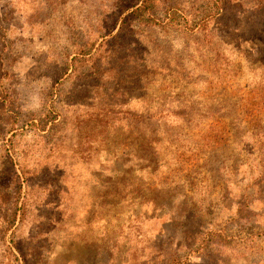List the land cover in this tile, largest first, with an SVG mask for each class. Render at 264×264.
I'll list each match as a JSON object with an SVG mask.
<instances>
[{
  "label": "rangeland",
  "instance_id": "obj_1",
  "mask_svg": "<svg viewBox=\"0 0 264 264\" xmlns=\"http://www.w3.org/2000/svg\"><path fill=\"white\" fill-rule=\"evenodd\" d=\"M0 264H264V0H0Z\"/></svg>",
  "mask_w": 264,
  "mask_h": 264
},
{
  "label": "trees",
  "instance_id": "obj_2",
  "mask_svg": "<svg viewBox=\"0 0 264 264\" xmlns=\"http://www.w3.org/2000/svg\"><path fill=\"white\" fill-rule=\"evenodd\" d=\"M137 13H141V15H143L144 9L143 8H137L135 13H133V14H137ZM125 24H126V22H125ZM121 35H122V30L119 32V34H117V36L114 37L113 41L118 40L121 37Z\"/></svg>",
  "mask_w": 264,
  "mask_h": 264
}]
</instances>
